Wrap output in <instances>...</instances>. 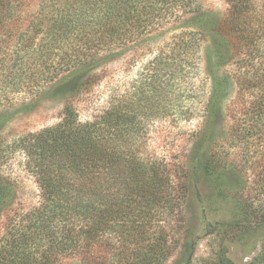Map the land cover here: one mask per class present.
I'll use <instances>...</instances> for the list:
<instances>
[{"label": "rangeland", "instance_id": "374dc122", "mask_svg": "<svg viewBox=\"0 0 264 264\" xmlns=\"http://www.w3.org/2000/svg\"><path fill=\"white\" fill-rule=\"evenodd\" d=\"M211 22L224 64L208 52ZM66 106L82 123L115 109L118 169L162 185L159 203L138 188L135 228L106 220L88 261L60 264H140L159 239L163 264H264V0H0V264L37 239L36 150L18 137L49 141ZM34 252L21 255L40 264Z\"/></svg>", "mask_w": 264, "mask_h": 264}, {"label": "trees", "instance_id": "16d2710c", "mask_svg": "<svg viewBox=\"0 0 264 264\" xmlns=\"http://www.w3.org/2000/svg\"><path fill=\"white\" fill-rule=\"evenodd\" d=\"M244 11L239 4L232 5V18L236 23L241 20ZM198 15L210 18L204 12ZM209 24L214 36L211 39L213 46L208 52L222 61L219 65L224 64L232 56L225 41L226 34L218 24ZM219 92L216 88L215 95ZM117 125L115 109L107 116L82 123L77 112L66 106L62 122L49 130L53 134L49 141L31 142L30 136L18 137L16 148L28 150L32 147L36 150L27 151V155L32 158V161L29 159V168L38 180L42 203L31 215L37 239L33 243L30 235H26L27 239L14 242L11 247L9 245V252L3 250L6 254L8 252L7 263L29 264L30 256L22 254V258L21 255L27 246H31L36 257L38 249L41 250L40 264H60L65 257L88 261L90 249L104 231L106 220H122L130 223L131 228L136 227L144 208L142 202L134 205L131 201L139 194L137 191L146 190L152 201L161 202L156 197L157 187L162 185L158 184V180L149 188L143 182L141 185L145 189L135 187L133 173L118 169V151L110 146L114 142L113 131ZM203 169L209 173L211 166L205 163ZM8 192L9 188L0 183V204H5ZM152 250L140 264H163L170 256L167 240H157Z\"/></svg>", "mask_w": 264, "mask_h": 264}]
</instances>
